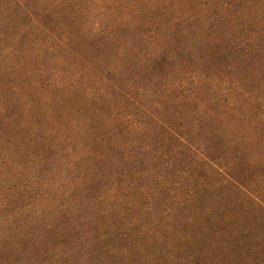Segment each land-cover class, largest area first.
Here are the masks:
<instances>
[{
  "label": "trees",
  "instance_id": "obj_1",
  "mask_svg": "<svg viewBox=\"0 0 264 264\" xmlns=\"http://www.w3.org/2000/svg\"><path fill=\"white\" fill-rule=\"evenodd\" d=\"M0 264H264V0H0Z\"/></svg>",
  "mask_w": 264,
  "mask_h": 264
}]
</instances>
